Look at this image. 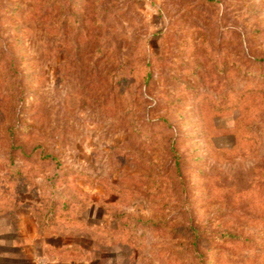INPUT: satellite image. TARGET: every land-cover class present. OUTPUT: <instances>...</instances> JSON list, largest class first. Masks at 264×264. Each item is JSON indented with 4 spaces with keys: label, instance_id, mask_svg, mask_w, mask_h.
<instances>
[{
    "label": "rangeland",
    "instance_id": "374dc122",
    "mask_svg": "<svg viewBox=\"0 0 264 264\" xmlns=\"http://www.w3.org/2000/svg\"><path fill=\"white\" fill-rule=\"evenodd\" d=\"M0 264H264V0H0Z\"/></svg>",
    "mask_w": 264,
    "mask_h": 264
}]
</instances>
